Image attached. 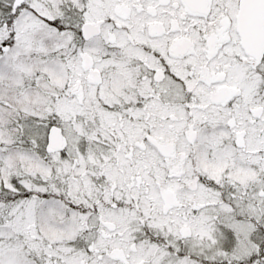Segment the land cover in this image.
I'll return each mask as SVG.
<instances>
[{
	"label": "snow or ice",
	"instance_id": "6c2138e0",
	"mask_svg": "<svg viewBox=\"0 0 264 264\" xmlns=\"http://www.w3.org/2000/svg\"><path fill=\"white\" fill-rule=\"evenodd\" d=\"M0 264H264V0H0Z\"/></svg>",
	"mask_w": 264,
	"mask_h": 264
}]
</instances>
